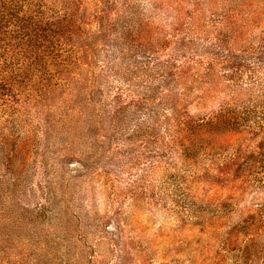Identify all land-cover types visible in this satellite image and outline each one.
Wrapping results in <instances>:
<instances>
[{"label":"rangeland","instance_id":"obj_1","mask_svg":"<svg viewBox=\"0 0 264 264\" xmlns=\"http://www.w3.org/2000/svg\"><path fill=\"white\" fill-rule=\"evenodd\" d=\"M24 2L54 31L0 97V264H264L237 230L264 209V0Z\"/></svg>","mask_w":264,"mask_h":264},{"label":"trees","instance_id":"obj_2","mask_svg":"<svg viewBox=\"0 0 264 264\" xmlns=\"http://www.w3.org/2000/svg\"><path fill=\"white\" fill-rule=\"evenodd\" d=\"M24 1L0 0V97L2 99L15 94V84L20 76L23 75L22 70H19L23 60L22 56H25L28 50L32 48L40 49L43 42L52 36L51 32L54 31L52 29L53 21L40 17L43 14L41 7H38L37 11L32 10L27 13L24 11L26 4L35 5L36 3ZM226 113L225 115L220 114L215 120H198L197 126L199 128L205 127L208 130L220 127L230 131L237 128L235 122H240L237 113L233 114L231 111ZM261 117L264 119V114H261ZM261 129L264 134V127ZM253 133H257V131H253ZM236 172V175L243 177V173L247 174L249 171L245 170L242 173L240 172V167H237ZM223 206L226 207L224 204ZM250 212L251 209L248 208L247 213ZM253 212V216L248 215L244 218L245 214L242 216L241 226L237 230L242 232L244 247H252L258 251L256 244L264 249V242L262 241L264 237V209L261 212L253 209ZM254 232L256 233L255 237H248ZM236 242L238 243L239 240L231 232L226 233L227 249L230 248L231 244H236ZM207 247L209 246L207 245Z\"/></svg>","mask_w":264,"mask_h":264}]
</instances>
